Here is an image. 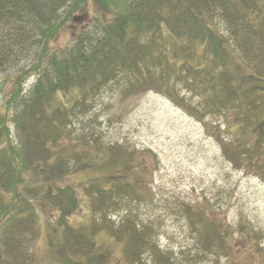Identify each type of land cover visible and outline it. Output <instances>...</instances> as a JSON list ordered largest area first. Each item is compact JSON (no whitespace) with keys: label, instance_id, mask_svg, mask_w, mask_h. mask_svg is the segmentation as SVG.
Returning <instances> with one entry per match:
<instances>
[{"label":"rangeland","instance_id":"1","mask_svg":"<svg viewBox=\"0 0 264 264\" xmlns=\"http://www.w3.org/2000/svg\"><path fill=\"white\" fill-rule=\"evenodd\" d=\"M97 5L94 1L80 18L67 21L51 45L75 41V31L88 24L90 14L100 12ZM215 24L219 29L213 37L218 34L226 40L219 50L222 58L226 54L222 66L210 53L213 38L194 43L164 31L170 55L183 53L180 64L194 49L189 56L192 66L176 67L164 57L154 61L145 57L144 65L162 81L129 89L133 78L120 70L114 82L105 83L84 101L76 116L68 118L69 136L63 144L71 156L75 151L82 154L80 167L91 162L92 154L110 147L109 161L117 160L122 167L109 164L99 172L74 169L64 180L80 198L68 222L96 242L98 254L107 255L95 258L94 264H158L159 258L167 260L163 264H264V89L255 88V83L264 87V79L240 80L247 93L243 100L234 89L238 83L230 82L238 72L264 73V59L256 56L254 48L260 44L257 51L264 58V40L256 39L255 45L251 36L246 53L240 47L243 31L231 35L228 24L219 20ZM35 79L32 75L28 84ZM12 133L11 139L18 143L14 126ZM49 134L61 140L59 132ZM30 144L33 148L34 141ZM120 151L122 155L114 159ZM126 159L132 189L126 185L123 192L112 191V178L125 184ZM143 168L139 183L134 182L140 178L135 171ZM104 176H109L106 182ZM90 182H102L107 195L113 192L103 198L101 207H94L93 226H107L106 231L89 229L92 208L84 187ZM36 206L37 233L26 230L19 239L29 238V252L39 257L34 264H64L58 249L59 244L66 247L59 211L43 200ZM110 227L119 238L112 236Z\"/></svg>","mask_w":264,"mask_h":264},{"label":"trees","instance_id":"2","mask_svg":"<svg viewBox=\"0 0 264 264\" xmlns=\"http://www.w3.org/2000/svg\"><path fill=\"white\" fill-rule=\"evenodd\" d=\"M94 1L99 2L100 6L96 7L100 12H89L88 24L74 33L75 41L71 39L66 46L51 45L64 24L80 18ZM218 20L229 25L231 35L243 31L239 34H245L240 46L243 52L248 53L251 44L247 41L251 36L255 45L256 39L264 40V0H0V264H34L36 259L39 262L38 255L29 252V238L19 239L26 230L37 233L39 200L59 211L66 247L59 244L58 249L64 264H94L95 258L107 257L97 253L96 242L83 236L81 227L68 222V217L76 213L80 198L74 186L64 180L74 169L94 168L99 172L107 170L109 164L120 165L117 160L114 164L109 161L110 147L102 148L101 154H92L91 162H82L84 167H80L82 154L75 151L71 156L68 145L63 144L69 136L66 122L105 83L114 82L119 74L115 73L120 70L128 71L126 76L133 78L129 89L135 90L153 80L154 84L162 81L163 78L154 79L153 72L144 65L145 57L151 61L164 57L168 63L180 66L183 62L180 64L178 59L183 58V53L170 55L165 47L164 31L179 39L190 38L194 43L198 40L206 43V39L213 38L210 53L222 66L226 54L222 58L219 50L226 40L218 34L213 37ZM259 45L254 48L262 60L257 51ZM193 52L192 48L184 53V65L192 66L189 56ZM21 58L25 59L21 61ZM112 74L115 75L110 78ZM32 75L36 79L29 85L27 80ZM258 75L264 73L234 74L230 82L238 83L234 89L239 100L247 96L240 82L248 80L247 77L264 79ZM255 88L264 89L257 83ZM12 126L16 127L18 143L11 139ZM51 130L59 132L61 140H55L49 134ZM28 135L31 140L27 139ZM33 141L34 147L30 148ZM121 155L120 151L114 159ZM126 163L125 184H117V179L112 178V191L117 188L123 192L126 185L131 186L125 172L130 160L126 159ZM140 163L145 167V162ZM144 169L135 171L140 178L134 182L139 183ZM108 178L102 179L106 182ZM103 187L102 182H90L84 187L92 208L91 233L109 229L104 225L93 226L94 207H101L103 198L113 194L107 195ZM120 231L125 235L126 227L122 225ZM110 232L119 238L113 227ZM157 262L163 264L167 260L162 262L159 258Z\"/></svg>","mask_w":264,"mask_h":264}]
</instances>
